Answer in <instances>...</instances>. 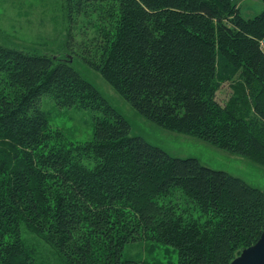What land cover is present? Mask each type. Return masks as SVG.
<instances>
[{"label": "trees", "instance_id": "obj_1", "mask_svg": "<svg viewBox=\"0 0 264 264\" xmlns=\"http://www.w3.org/2000/svg\"><path fill=\"white\" fill-rule=\"evenodd\" d=\"M65 5L70 21L94 15V33L72 52L139 114L264 165V10L244 18L232 0ZM43 95L94 111L92 138L64 141ZM130 129L68 61L0 43V264H34L22 225L62 264H162L123 257L141 239L173 246L177 261L166 264H230L256 242L264 191Z\"/></svg>", "mask_w": 264, "mask_h": 264}, {"label": "rangeland", "instance_id": "obj_2", "mask_svg": "<svg viewBox=\"0 0 264 264\" xmlns=\"http://www.w3.org/2000/svg\"><path fill=\"white\" fill-rule=\"evenodd\" d=\"M232 2L239 7L244 18L264 10V0ZM74 15L70 21L65 0H0V43L68 61L127 119L132 135L142 136L172 156L195 157L207 167L226 171L264 191V165L252 158L232 154L190 133L167 129L146 119L99 72L77 57L70 47L75 51L76 42L91 38L94 15L77 18ZM69 34L73 40H70ZM230 92L229 83H222L216 92L217 100L224 104ZM41 107L47 112L51 127L62 131L64 141L83 142L92 138L94 111L91 109L58 106L50 95L41 96ZM21 237L32 254L34 264H62L55 249L23 225ZM122 253L124 258L140 263H173L178 257L173 246L142 239L126 243Z\"/></svg>", "mask_w": 264, "mask_h": 264}, {"label": "water", "instance_id": "obj_3", "mask_svg": "<svg viewBox=\"0 0 264 264\" xmlns=\"http://www.w3.org/2000/svg\"><path fill=\"white\" fill-rule=\"evenodd\" d=\"M230 264H264V229L256 242L243 248Z\"/></svg>", "mask_w": 264, "mask_h": 264}]
</instances>
